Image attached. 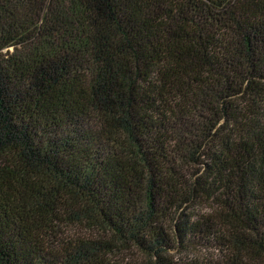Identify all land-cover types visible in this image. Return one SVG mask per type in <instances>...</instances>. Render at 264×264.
Segmentation results:
<instances>
[{"label":"trees","instance_id":"trees-1","mask_svg":"<svg viewBox=\"0 0 264 264\" xmlns=\"http://www.w3.org/2000/svg\"><path fill=\"white\" fill-rule=\"evenodd\" d=\"M124 247L264 264V0H0V264Z\"/></svg>","mask_w":264,"mask_h":264},{"label":"rangeland","instance_id":"rangeland-1","mask_svg":"<svg viewBox=\"0 0 264 264\" xmlns=\"http://www.w3.org/2000/svg\"><path fill=\"white\" fill-rule=\"evenodd\" d=\"M179 213L194 219V216L198 215H206L210 213V211L204 207V206H193L188 207V209H183ZM65 236L64 239H72L75 240L77 238H83L85 240H110L111 237L109 234H105L100 229L92 228L91 226L85 225H68L65 229ZM118 251L114 252L113 254H109L106 256L105 259L112 260L114 262H121V264H138L141 262H144L146 260L145 257L140 255L137 251L133 250L130 247H124L122 249L117 248ZM202 256H205V258L208 257H217L219 256L218 250H213L206 253H201ZM188 255H183V257H186ZM189 258V257H188Z\"/></svg>","mask_w":264,"mask_h":264}]
</instances>
